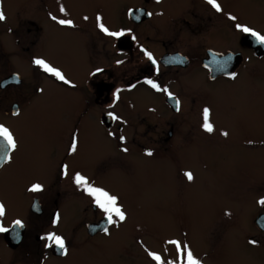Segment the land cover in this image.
<instances>
[{
	"label": "flooded vegetation",
	"instance_id": "1",
	"mask_svg": "<svg viewBox=\"0 0 264 264\" xmlns=\"http://www.w3.org/2000/svg\"><path fill=\"white\" fill-rule=\"evenodd\" d=\"M81 1L84 4L72 0H28L11 16L0 3L6 16L0 21V36L2 30L12 35L11 41L0 37V125L11 130L18 145L11 160L0 166V199L4 181L20 178L14 174L20 159L15 153L22 144L10 121L23 127L17 121L27 114L34 117L45 105L54 112L60 110L63 116L59 150L52 160L45 161L47 175L22 185L26 214L2 218L5 227L11 228L17 219L24 227L16 230L19 236L15 232L0 233V264H19L22 258H29L28 264H41L40 260L49 255L62 259L78 247L98 244L99 237L111 235L122 241L121 250L129 252L132 234L126 230L127 215L124 221L107 225L104 213L95 207L92 198L73 183L76 172L68 157L74 153L70 151L74 135L80 149L79 145L95 134L104 146L103 160L111 158L130 165L132 155L150 158L159 170L175 178L178 194L193 184L183 173L195 174L191 169L195 162L191 149L197 148L198 141L218 149L216 155L222 149H231L246 150L254 158L264 157L258 99L264 81V45L236 28L239 23L260 32L259 27L242 19L245 11L238 8L240 0H217L221 12L215 11L207 0H131L118 7L104 0ZM130 9L142 11L130 15ZM97 16L109 31L125 34L117 38L100 31ZM229 16L237 19L233 21ZM59 19L71 20L72 25H61L57 23ZM146 53L151 54L155 64ZM220 56L230 57L226 68L211 63ZM34 58L60 70L69 83L45 73L33 64ZM173 58H179V62ZM232 72L236 73L235 79L227 75ZM149 80L160 90L154 89ZM240 92L243 97L239 94L236 102L234 95ZM168 93L179 100V111ZM255 101L259 103L258 112L251 121H244ZM250 104L251 109L244 111ZM205 107L210 111L211 133L202 128ZM43 138L39 136L40 140ZM40 140L39 149H47L48 137L44 146ZM63 166H67L66 175L62 173ZM88 180L95 182L92 177ZM252 180L253 200L243 206L249 208V224L244 225L239 218L241 206L221 210L202 235V247L197 248L195 242L191 249L202 264L223 261L221 253L228 243L233 250L226 258L233 253L238 258L234 251L245 241L253 247L249 252L252 255L247 257L254 264H264V204L258 203L264 199V168L255 172ZM36 183L42 185V191L30 192ZM96 187L114 195L105 186ZM121 201L118 199V204L126 214ZM61 209H65L70 220L60 229L59 220L53 224V218L56 214L60 218ZM221 219L228 226L222 227ZM104 227L108 234L100 230ZM49 233L65 240L67 255H61L54 246H45L50 242L41 237ZM161 260L164 264L176 261V247L172 245Z\"/></svg>",
	"mask_w": 264,
	"mask_h": 264
},
{
	"label": "rangeland",
	"instance_id": "2",
	"mask_svg": "<svg viewBox=\"0 0 264 264\" xmlns=\"http://www.w3.org/2000/svg\"><path fill=\"white\" fill-rule=\"evenodd\" d=\"M104 1L118 7L131 0ZM240 1L238 8L245 11L241 16L242 19L259 27L260 33L264 34V0ZM72 2L84 4L81 0H72ZM0 3L11 16L15 10L28 3V0H0ZM1 36L11 41L12 35L4 30ZM262 65L263 69L264 60ZM261 88L262 92L258 98L260 127H264V81H261ZM239 94L243 97L241 92L235 94L236 102H239ZM251 106L252 104L244 111L251 109ZM258 108L259 103L255 101L254 108L244 115L243 120L251 121ZM235 109L238 110L236 106ZM62 118L60 110L54 112L45 105L34 114V117H29L27 114L17 121L22 122L23 127L14 125L16 122L13 120L10 121L11 128L16 129L15 133L18 140H21L22 147L15 153L16 159H20L16 161L17 171L14 174L17 173L20 178L7 179L2 186L3 197L0 200L6 208L4 220L15 215L24 217L26 214V198L22 185L33 179L41 180L47 175L48 168L45 161L52 160L54 153L59 150L57 144ZM39 136L44 138L40 140ZM46 136L47 149L40 150L37 140H40L44 146ZM196 146L197 148L191 149L195 161L191 165L192 171L195 172L193 184L178 194L174 189L175 178L168 172L159 170L150 158L141 156L136 158L132 155L130 165L111 158L103 160L104 146L95 134H90L89 140L83 145L80 144L81 148H77L68 157L71 169L76 173L92 177L96 186H105L109 191L114 192V196L122 200L127 212L126 230L132 234L128 245L131 253L121 250L122 241L118 237L114 240L111 235L99 237L98 244L78 247L62 259H55L50 255L44 256L40 260L41 264L48 262L51 264H155L151 257L144 256H149L148 252H154L164 259L172 249V244L168 241L175 238L179 239L182 245H189L190 249L195 242L197 248L202 247L205 243L202 235L221 210L241 206L242 212L239 218L244 225L249 224L250 220L246 219L248 217L246 210L249 208L243 206L253 200L252 177L260 168H264V157L254 158L253 154L246 150L231 151V149H222L221 154L216 155L218 149L210 147L205 141H198ZM98 160H101V163ZM69 220L65 216V209H61L57 224L60 229L62 224H67ZM227 222L231 224L230 221ZM220 225L228 226L222 219ZM238 246L237 251H234L239 255L238 258L234 253L232 257L226 258L229 256V250L233 248L231 243L225 245L221 253L224 260L219 264H239L238 261L243 262L241 264H254L253 259L247 257L252 255L249 252L253 247L246 241ZM28 260L30 259L22 258L19 264H28Z\"/></svg>",
	"mask_w": 264,
	"mask_h": 264
},
{
	"label": "snow or ice",
	"instance_id": "3",
	"mask_svg": "<svg viewBox=\"0 0 264 264\" xmlns=\"http://www.w3.org/2000/svg\"><path fill=\"white\" fill-rule=\"evenodd\" d=\"M207 3L215 9L217 12H221L222 8L220 4L217 2V0H207ZM61 12H64V9H60ZM142 10H129L130 15H136L137 12H141ZM146 15H151V13H145ZM6 19V16L2 10H0V21H4ZM52 19L56 20V17H52ZM87 19V18H85ZM229 19L235 21L237 18L234 16H229ZM57 23L61 25H72L71 20H64V19H59L57 20ZM97 27L99 28L100 31L106 33L109 36H114V37H121L125 33L123 31L121 32H111L109 31L104 24L101 22V17L97 16ZM236 28L240 30L243 33L249 34L252 37L255 38L256 42L264 45V34H261L260 32L255 31L254 29L246 26V25H241L239 23L236 24ZM148 55L149 60H152V56L149 53H146ZM176 59L177 62H179V58H173ZM230 57L225 58L223 56H220L219 59L214 58L211 63L217 65L219 68L223 69L226 68L228 65ZM153 64L156 63V61L152 60ZM33 64L39 66L45 73H48L55 77L58 81H62L65 84H68L69 81L66 80L65 76L61 73L60 70L52 67L50 64H48L46 61L43 59L39 58H34L33 59ZM101 71L100 69H97V72ZM231 78L235 79L236 78V73H227ZM148 83L157 90H160L158 85L151 80L148 81ZM119 91V90H117ZM164 91L167 92V89H164ZM168 98L170 100H174L176 109L179 111V106L180 102L179 100H176L175 97L171 94L168 93ZM209 115L210 111L208 108H204L202 110V128L208 132L211 133L213 131V125L210 123L209 120ZM109 116L113 119H116V117L112 116L110 113ZM226 135V133H224ZM123 137H121V140L123 141ZM17 141L11 132L9 128H7L4 125H0V166L3 164L8 163L11 158H12V153L17 149ZM77 150V138L75 135L73 136L71 140V146H70V151L75 152ZM124 151H127V149H124ZM148 155H151V152L148 153ZM62 173L67 174V166H63L62 168ZM183 175L187 178L188 181H192L194 179V176L191 172H184ZM73 183L77 186L78 189L82 190L85 192L88 196H90L93 200V203L95 207L100 209L104 213V222L107 225H113V224H118L119 222H122L126 219V214L123 211L122 207L118 204V198L114 195H111L108 191H106L103 188L96 187L92 182L88 180L87 177L83 176L80 173H76L73 177ZM30 192H40L42 191V185L36 183L33 184L29 188ZM260 204H264V199H261L258 201ZM6 215V208L5 206L0 203V233H9V232H15L17 236H19V233L16 232L17 229H22L24 227V224L21 220L17 219L12 222V227L8 228L3 226L2 224V218ZM59 220V214H56L53 218V224H55ZM103 231L105 234H108V228L104 227L100 229ZM41 239H45L49 241L50 243L46 244V247H55L56 249L59 250L61 255H67V248H66V243L65 240L56 234L49 233L44 237H41ZM169 244H172L176 247L177 251V260L176 261H168L167 264H202V261L198 259L197 257L194 256L193 252L190 249V246L187 244H181L180 241L176 240H171L168 241ZM250 243H255V241H250ZM148 255L151 257L153 261L156 262V264H164V262L161 260L160 255L153 253V252H148Z\"/></svg>",
	"mask_w": 264,
	"mask_h": 264
},
{
	"label": "water",
	"instance_id": "4",
	"mask_svg": "<svg viewBox=\"0 0 264 264\" xmlns=\"http://www.w3.org/2000/svg\"><path fill=\"white\" fill-rule=\"evenodd\" d=\"M251 37V36H250ZM261 45V44H260ZM12 78V77H11Z\"/></svg>",
	"mask_w": 264,
	"mask_h": 264
}]
</instances>
